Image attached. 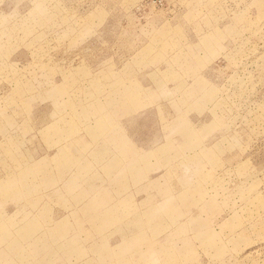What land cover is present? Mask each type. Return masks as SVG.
<instances>
[{"label": "rangeland", "instance_id": "rangeland-1", "mask_svg": "<svg viewBox=\"0 0 264 264\" xmlns=\"http://www.w3.org/2000/svg\"><path fill=\"white\" fill-rule=\"evenodd\" d=\"M0 264H264V0H0Z\"/></svg>", "mask_w": 264, "mask_h": 264}]
</instances>
